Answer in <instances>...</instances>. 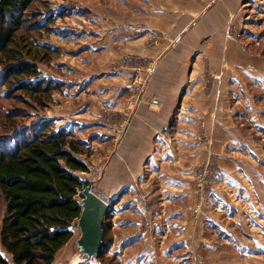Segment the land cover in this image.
Segmentation results:
<instances>
[{
  "label": "rangeland",
  "instance_id": "obj_1",
  "mask_svg": "<svg viewBox=\"0 0 264 264\" xmlns=\"http://www.w3.org/2000/svg\"><path fill=\"white\" fill-rule=\"evenodd\" d=\"M209 1L38 0L30 10L36 17L25 24L34 31L21 29L16 49L37 55L39 76L31 81L49 87L40 102L5 80L8 62L0 54V148L44 122L48 133L65 130L89 165L79 173L84 188L110 207L103 257L81 254L78 223L54 264H264V91L251 75L243 88L230 78L225 104L212 109L213 124L207 128L201 116L192 139H180L175 121L153 141L129 138L140 105L159 103L148 97L149 84L156 51L174 32L163 30V17L158 30L149 26L173 9L182 11L174 23L190 6L207 11ZM245 2L231 35L244 38L248 53L264 54V0ZM126 30L129 42L144 41L128 46ZM202 66L205 91L215 80L222 84L221 72L214 75L208 61ZM137 151L154 154L142 159ZM5 212L0 198V229ZM0 253L11 260L1 246Z\"/></svg>",
  "mask_w": 264,
  "mask_h": 264
},
{
  "label": "trees",
  "instance_id": "obj_2",
  "mask_svg": "<svg viewBox=\"0 0 264 264\" xmlns=\"http://www.w3.org/2000/svg\"><path fill=\"white\" fill-rule=\"evenodd\" d=\"M37 2L0 0V54L8 62L5 80H16L18 91L40 102L49 87L43 79L31 81L39 76L37 55L32 56L31 47L24 56L16 49L17 33L34 31L25 24L36 17L30 10ZM47 128L44 122L30 134L18 133L0 148V198L6 204L0 246L11 258L0 253V264H54L82 215L86 182L79 173L90 170L80 158L84 151L65 130L48 133ZM109 245L105 235L99 260Z\"/></svg>",
  "mask_w": 264,
  "mask_h": 264
},
{
  "label": "crops",
  "instance_id": "obj_3",
  "mask_svg": "<svg viewBox=\"0 0 264 264\" xmlns=\"http://www.w3.org/2000/svg\"><path fill=\"white\" fill-rule=\"evenodd\" d=\"M245 1L210 0L209 10L204 12L199 6L194 8L190 6L185 11L188 17H181L175 23L177 18L175 13L182 11L173 9V13L158 16V20L153 22L155 25L149 26L152 30H158L162 23L160 17H163L167 22L163 30L173 28L174 32L162 41V46L156 51L158 54L156 56L159 54L161 56L157 62L156 75L149 84L148 97L156 99L159 103L154 105L150 102V105L144 103L140 105L128 130L129 138L153 141L175 121L176 129L180 131L177 133L180 139L182 137L192 139L188 136L194 135L191 126L200 125L204 117L208 119L205 121L207 128L213 124L215 113L212 115V109L217 107L218 103L221 106L225 104L232 76L241 81L240 85L243 88L246 83L244 77L246 78V74L251 75L256 86L264 91V54L254 52L252 48H249L252 54L248 53V48L246 50L242 43L244 38H235L231 35L232 22H238L243 9L241 5L242 3L245 5ZM131 36L133 33L127 30L124 32L126 42H129L127 38ZM140 41L143 42L144 39ZM140 41L129 42L128 46L136 45ZM197 53L200 56L196 57ZM149 54H153L152 50ZM195 57L198 61H194ZM203 61H208L214 71H217L214 75L221 72L223 76L220 77L224 79L220 81H223L224 85L223 82L220 84L215 80L210 90L205 91L202 88L206 75L202 70ZM192 62L196 63V68L191 67ZM182 129L188 134L182 133ZM132 153L134 152L130 151L129 154ZM153 154V151H137L136 157L145 159ZM82 174L87 173L82 172Z\"/></svg>",
  "mask_w": 264,
  "mask_h": 264
},
{
  "label": "water",
  "instance_id": "obj_4",
  "mask_svg": "<svg viewBox=\"0 0 264 264\" xmlns=\"http://www.w3.org/2000/svg\"><path fill=\"white\" fill-rule=\"evenodd\" d=\"M83 194V212L78 221L82 230L79 240L80 252L85 256L98 259L104 245V224L110 207L90 187L85 188Z\"/></svg>",
  "mask_w": 264,
  "mask_h": 264
},
{
  "label": "bare ground",
  "instance_id": "obj_5",
  "mask_svg": "<svg viewBox=\"0 0 264 264\" xmlns=\"http://www.w3.org/2000/svg\"><path fill=\"white\" fill-rule=\"evenodd\" d=\"M153 4H155V3H154V1H153ZM156 5H157V4H156ZM155 10H156V9H155ZM146 91H147V90H146ZM149 98H150V97H149ZM74 247H75V246H74ZM79 255H80V254H79ZM78 259H79V258H77V257H76V258L74 259V261H73V262H77V261H78Z\"/></svg>",
  "mask_w": 264,
  "mask_h": 264
},
{
  "label": "built area",
  "instance_id": "obj_6",
  "mask_svg": "<svg viewBox=\"0 0 264 264\" xmlns=\"http://www.w3.org/2000/svg\"><path fill=\"white\" fill-rule=\"evenodd\" d=\"M158 101H156V103H157Z\"/></svg>",
  "mask_w": 264,
  "mask_h": 264
}]
</instances>
